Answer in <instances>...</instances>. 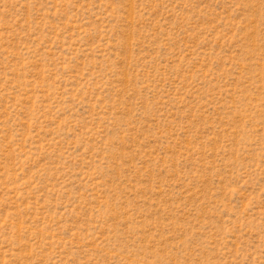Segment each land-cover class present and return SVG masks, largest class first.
Returning <instances> with one entry per match:
<instances>
[{"label": "rangeland", "instance_id": "rangeland-1", "mask_svg": "<svg viewBox=\"0 0 264 264\" xmlns=\"http://www.w3.org/2000/svg\"><path fill=\"white\" fill-rule=\"evenodd\" d=\"M0 264H264V0H0Z\"/></svg>", "mask_w": 264, "mask_h": 264}]
</instances>
